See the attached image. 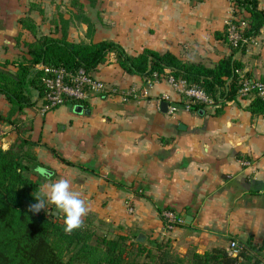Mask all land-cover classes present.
Returning a JSON list of instances; mask_svg holds the SVG:
<instances>
[{
    "label": "crops",
    "instance_id": "0c3cea01",
    "mask_svg": "<svg viewBox=\"0 0 264 264\" xmlns=\"http://www.w3.org/2000/svg\"><path fill=\"white\" fill-rule=\"evenodd\" d=\"M0 3V62H12L25 54L15 38L31 34L21 28V14L6 11L4 0ZM115 3L117 14L111 24L108 18L102 20L103 33L99 35L97 27L91 40L84 39L113 40L131 55L144 48L179 57L209 54L205 42L216 40L215 32L230 15L228 0ZM258 8L264 11V0H258ZM81 26L80 34L85 25ZM72 35L69 31V40H74ZM216 47L212 54L222 52ZM235 57L244 73L264 78V25L245 52ZM92 75L124 93L136 90L139 96L127 101L93 96L81 104L80 113L73 110L77 104L43 110L40 102L35 103L14 115L19 118L17 126L0 121V140L4 135L14 140L18 126L25 129L22 135L31 142L41 167L52 173V181L70 180L89 208L84 218L92 219L101 233L132 231L144 244L169 239L181 255L193 248L227 249L233 239L249 241L255 247L252 253L264 264V117L251 114L249 101L238 99L220 111L202 105L186 110L165 78L147 85L145 78L123 72L114 54ZM144 89L147 96L141 94ZM163 94L172 100H161ZM172 103L178 106L174 114L168 112ZM9 107L0 95V113ZM41 179L42 185L49 182ZM164 210L176 214L181 223L166 228Z\"/></svg>",
    "mask_w": 264,
    "mask_h": 264
},
{
    "label": "trees",
    "instance_id": "16d2710c",
    "mask_svg": "<svg viewBox=\"0 0 264 264\" xmlns=\"http://www.w3.org/2000/svg\"><path fill=\"white\" fill-rule=\"evenodd\" d=\"M233 9L231 21L235 24L239 21L236 15L244 13L242 19L246 26L240 30V36L245 41L238 40L236 44L229 41V53L211 65L183 59L170 51L158 52L149 48L131 55L119 43L108 39L95 42L69 40V19L62 18L54 23L53 32L24 43L26 50L20 59L0 62V95L10 106L7 117L21 114L44 93L41 79L46 70L37 65L71 72L83 70L92 75L110 54L115 55L116 63L127 74L141 76L146 81L172 76L187 85L202 88L219 102L215 110L220 111L225 102L237 100L240 83L236 70H242L243 64L235 55L245 52L246 44L264 25V11L258 8V0H234ZM81 19L80 24L87 26L90 33L87 37L91 40V22L87 16H81ZM18 22L29 33L37 30L36 22L28 14L20 16ZM224 35L223 30L215 32L216 38H224ZM4 65L16 66V70H4ZM244 76L252 77L248 72ZM34 94L38 96L35 100ZM182 102L180 98L179 103ZM201 105L194 104L191 109H199ZM247 108L251 114L264 117V99L253 96ZM17 133L7 151L0 147V264H184L185 260L189 264H261V259L252 253L255 247L249 241L245 242L246 249L237 256L228 254L222 247L207 249L203 254L193 248L181 255L173 251L169 239L149 240L144 244L133 232L131 236H108L101 233L88 217L83 219L82 227L66 233L63 215L55 205L46 201L45 209L38 213L29 211V206L37 203L35 195L41 191L42 179L33 171L41 164L31 142L22 135L25 129L19 127ZM133 246L134 252L131 251Z\"/></svg>",
    "mask_w": 264,
    "mask_h": 264
},
{
    "label": "built area",
    "instance_id": "2783aa9c",
    "mask_svg": "<svg viewBox=\"0 0 264 264\" xmlns=\"http://www.w3.org/2000/svg\"><path fill=\"white\" fill-rule=\"evenodd\" d=\"M234 0H230L233 9ZM234 18V17H233ZM232 18V19H233ZM231 19V20H232ZM231 20L227 21V36L228 40L236 44L238 40H243L240 36V30L245 26V20L240 18L238 23L235 24ZM39 68H45L46 75L42 77L44 85V93L38 100L41 102L43 110H49L62 104H80L79 102H86L93 96H119L121 101H127L131 97L139 96L136 90L122 92L114 87L108 86L105 82L95 78L93 75L85 73L83 70L78 71H65L62 68H50L37 65ZM239 76V89L237 90L238 100H250L253 96L264 99V79L256 77L244 76L243 70H236ZM165 80L170 84L172 90L182 100V108L190 110L194 104H202L204 107L215 110L219 107V102L206 93L202 88L196 85H187L183 80H176L172 76L165 77ZM152 81L147 80L146 84L149 85ZM141 94L147 96L148 92L144 89ZM38 96L35 95V98ZM161 100L170 102L171 95L163 94ZM160 99L157 104L160 103ZM228 102H225V104ZM178 109L175 104L168 106V112L174 114ZM162 219L166 228L170 229L181 223L176 214L169 210L161 212ZM246 249L244 243H239L236 240H230L227 247L228 254H238Z\"/></svg>",
    "mask_w": 264,
    "mask_h": 264
},
{
    "label": "rangeland",
    "instance_id": "374dc122",
    "mask_svg": "<svg viewBox=\"0 0 264 264\" xmlns=\"http://www.w3.org/2000/svg\"><path fill=\"white\" fill-rule=\"evenodd\" d=\"M229 2V18L227 20H231L234 17V9H232V6ZM5 6L7 7V10H11V13L15 14H21V16L29 15L37 25V30L35 33H31L27 38H25L22 34L18 35L15 38L16 45L20 48H23L22 52L24 53L26 48L24 47V43H26V39L32 40L34 37L35 39L37 36H40L42 34H47L50 32H53V26L55 22H59L60 19H69V23L67 25V33L70 31L73 35L71 38L78 41H85V37L90 36L89 31H87V26L83 27V32L80 34L78 31L82 27L81 22V16H87L88 19L91 22L90 27H92V34L95 32V29L97 28L99 35L100 33H103V30L100 28V23L102 20L108 18L106 20L107 24H111L112 18L114 15L117 14V3H115V0H4ZM81 3V5H80ZM3 8V5L0 3V9ZM239 11H237L238 13ZM121 13V12H120ZM244 16L243 12H239L238 15H236V18L240 19ZM62 19V20H63ZM222 30L224 32V38H215L214 41L213 38H210V41H206L204 44V48L210 50L209 54L202 55L201 53H185L183 56H180L183 59L191 60V61H201L207 65L212 64V60L216 59L217 57H220L221 55H226L230 50L231 43L228 40L226 28H227V22H222ZM71 27V28H70ZM73 28V29H72ZM85 28V29H84ZM71 29V30H69ZM75 30V31H74ZM102 31V32H101ZM97 33V34H98ZM93 36V35H92ZM73 40V41H74ZM213 46H217L216 49H221L222 52H225L227 49V53L218 54H212ZM21 55V54H19ZM23 56V55H21ZM15 67V68H14ZM4 70H8L10 72H14L16 70V66H5ZM117 89L115 86H111ZM35 100V94L33 95ZM40 101L37 100L35 103H39ZM41 103V102H40ZM3 118L0 119V121H4L5 123H9L11 125L17 126L19 124L18 117L8 116L7 117V111L0 113ZM14 129V128H13ZM19 129V126H18ZM16 140H10L5 138V135L3 136V139L0 140V147L4 149V145L7 144L8 147ZM132 231L130 233H126L127 236H131ZM118 233L114 235L108 236H116ZM125 235V234H124ZM126 236V235H125ZM131 238H129L130 240ZM129 242V241H128ZM132 252L135 251V246L131 249ZM176 253L181 254L177 250H173ZM186 259V258H185ZM184 264H189L185 260Z\"/></svg>",
    "mask_w": 264,
    "mask_h": 264
},
{
    "label": "clouds",
    "instance_id": "9594fccd",
    "mask_svg": "<svg viewBox=\"0 0 264 264\" xmlns=\"http://www.w3.org/2000/svg\"><path fill=\"white\" fill-rule=\"evenodd\" d=\"M7 149L8 145L5 144L4 150L7 151ZM33 171L49 182L42 185L39 195H35L37 203L31 204L29 211L38 213L41 209H45L47 201L48 204L55 205L63 214L66 233H71L73 230L82 227L83 218L88 214L89 208L81 193L72 189L70 180L60 178L52 181V173L39 165L34 167Z\"/></svg>",
    "mask_w": 264,
    "mask_h": 264
},
{
    "label": "water",
    "instance_id": "95a60500",
    "mask_svg": "<svg viewBox=\"0 0 264 264\" xmlns=\"http://www.w3.org/2000/svg\"><path fill=\"white\" fill-rule=\"evenodd\" d=\"M161 108H162L163 110H166V109H167V106H166V103H165V102H162V103H161ZM73 110H74L75 112L80 113V112H82V111L84 110V106L81 105V104H77V105L74 106ZM197 253H199V254H203L204 251H203L202 249H198V250H197ZM232 256H237V254H233Z\"/></svg>",
    "mask_w": 264,
    "mask_h": 264
}]
</instances>
